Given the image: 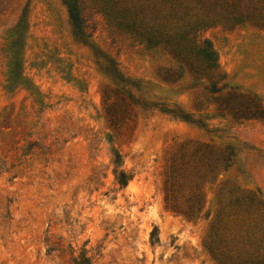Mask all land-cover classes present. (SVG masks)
Returning <instances> with one entry per match:
<instances>
[{"label":"rangeland","instance_id":"obj_1","mask_svg":"<svg viewBox=\"0 0 264 264\" xmlns=\"http://www.w3.org/2000/svg\"><path fill=\"white\" fill-rule=\"evenodd\" d=\"M22 16L25 80L10 89ZM89 22L96 48L137 80L135 99L178 106L205 127L130 103L75 38L62 0H0V264H219L209 249L218 193L264 201V25L225 16L205 28L220 64L209 74L112 34L100 14ZM228 146L231 165L204 189L209 218L176 210V167L207 152L217 162Z\"/></svg>","mask_w":264,"mask_h":264},{"label":"trees","instance_id":"obj_2","mask_svg":"<svg viewBox=\"0 0 264 264\" xmlns=\"http://www.w3.org/2000/svg\"><path fill=\"white\" fill-rule=\"evenodd\" d=\"M73 26L75 38L89 45L98 57V64L130 103L144 109L157 108L163 113L205 127L190 112L178 106L151 102L133 97L131 88L139 89L137 80L124 76L116 61L101 52L93 43L95 25L91 16H103L112 34L129 35L133 41L150 48H166L179 60V67L191 65L211 74L218 69L219 59L209 38L203 36L205 28L220 18L229 17L235 24L249 20L264 25V0H62ZM27 19L22 16L11 33L9 48L12 53L8 88L14 89L25 80L22 73L24 34ZM181 76V75H180ZM213 81L210 92H220ZM234 111V107H229ZM246 109V108H245ZM204 146L203 148H206ZM210 148V147H209ZM207 152V151H206ZM208 153V152H207ZM205 154L191 164L176 167L168 190L170 204L185 216L207 219L205 187L212 183L220 170H227L234 156L233 149H225L223 159L213 162ZM115 163L122 162L115 152ZM130 175L121 170L118 182L126 186ZM152 242L158 240L156 228ZM209 249L219 264H264V201L254 195L224 187L217 196Z\"/></svg>","mask_w":264,"mask_h":264}]
</instances>
